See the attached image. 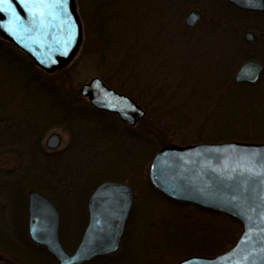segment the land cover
<instances>
[{"label":"trees","instance_id":"16d2710c","mask_svg":"<svg viewBox=\"0 0 264 264\" xmlns=\"http://www.w3.org/2000/svg\"><path fill=\"white\" fill-rule=\"evenodd\" d=\"M85 2H88L87 4L92 8V14L88 20L86 19ZM78 3L81 7L83 21H90L91 25L87 22L84 23L83 54L97 56L101 71L103 66L102 78L105 83L129 94L146 109L145 117L134 127L119 122L118 117L111 114V117L116 119V123H121L126 128L125 132L123 130L119 131L125 133L128 139L132 141V148L139 153L140 159L143 158V161L150 162L158 148L171 142L187 144L230 140L264 141V130H261L264 126V84L262 85L261 81L254 85L238 84L235 83L232 74L227 76V63L235 52L234 45L232 46V43L225 39H230L228 37L230 26L227 25V21V23L218 21L215 17H212L210 20L204 19L201 22L206 28H209L207 32L210 33L213 39L212 44H210L203 37L206 34L204 29L196 32L186 25L183 28H177L174 21L153 25L152 21H168L169 14L174 13L177 6H182V1L178 3V0H78ZM230 7L232 13L239 15V18L246 12L233 5H230ZM230 15L227 16L229 20L232 16ZM263 37L264 30L260 29L256 41L248 43L241 39L240 48L243 50L246 44L255 45L261 42ZM240 51H238L239 54H241ZM244 55L241 54V58ZM65 70L66 68L52 74L45 73L37 68L26 54L10 42L0 38V86L3 91L9 88L16 89L18 86L24 87L25 90H22L23 93L19 96L24 98L26 91V93H33L39 98L31 101L34 102L30 109L33 110L32 114L41 115L43 109H46L45 114L48 116L50 110L56 107V109H52L54 114L57 115L55 117L60 120L63 126L69 128L74 120L86 117V110L99 111L92 108L76 88H73L69 95L61 93L62 89H59L58 86L59 81L54 80V78H64ZM198 77L201 79L199 83L190 81V78L197 79ZM171 79L174 80L171 81ZM210 80H212V83ZM187 84L196 85L194 87L198 90L195 91V94L199 95V98H197L202 99V101L203 99L208 101L210 97H216L214 106L203 109L200 101L196 102L199 108L192 111L189 107L176 104L178 93L175 95L174 92L183 89L182 87ZM210 87L213 88L212 95L209 94ZM192 89L190 87L188 90ZM2 99L3 97L0 96L1 101ZM1 101V142L5 138L8 141L9 137L12 136L15 139L20 138L23 133L15 131V125H11L9 120L13 114L16 116L17 114L8 112L7 104ZM26 104L27 101L22 105L14 104L11 109L18 110L19 106L26 108ZM37 118L28 115L29 122ZM6 120L7 124L11 126L6 124ZM15 123L18 122L15 121ZM37 123H35V126ZM102 126L108 128L111 133L118 130L107 121H103ZM10 129H13V131L9 132ZM182 130H185V132H181ZM41 136L37 137L35 142L32 140V143L24 151L25 157L21 163V168L27 171V183L30 181V177L35 179V183H39L41 177L44 176L43 172L37 170V156H53L58 152H48L44 147ZM9 145L12 146L13 144ZM14 150L21 156L18 149ZM14 150H12L13 153ZM147 169L144 170V178L150 190L167 202L184 206L191 205L172 201L155 190L148 181ZM0 176H3L0 178L12 180L11 176L8 177L5 173L0 174ZM16 180H19V178ZM35 183H28L30 184L29 187L38 189L48 196ZM17 185L18 183H14L13 188H16ZM132 187L135 189L134 186ZM0 191V197L2 194L7 193L5 196L8 198L20 199L12 196L14 190L10 184L1 183ZM7 200L11 203L10 199ZM195 207L199 210L208 211L198 206ZM25 215L26 211L24 212ZM21 216L22 214L17 213L8 220L9 224H0V249L10 252L15 259L20 258V255L24 253L29 255L27 258L29 260L32 258L34 260L42 259L39 264H55V259L47 253L44 247L39 246L41 257H38L30 249L32 242H30L26 230V218L20 224L14 226L21 227L23 232L19 234L15 232L13 221L15 223V220L20 219ZM1 220L4 222V219L0 218V223ZM12 227V231H8V233L4 231L8 228L12 229ZM63 229L65 227L61 216V241H64L62 236H65L63 235ZM195 231L187 233L178 240V243L181 242L182 248L188 244L186 246L187 252H190L188 251L191 248L190 244L194 243V246L190 249L191 252H202L199 245L203 244L201 243L203 241L207 242V239L200 241L203 236L199 233L195 234ZM238 235H234L230 243L226 244V248L216 246L217 249L207 250L205 254H216L226 250L235 242ZM126 236L124 235L117 252L96 257L84 264H125L123 260H127L128 257L127 255L124 256L127 252L124 250ZM148 242H151L152 246L149 245L146 248L148 250L146 254L150 253V257H153L156 254L154 252L159 251L154 250L158 242L157 238L155 236L151 237ZM146 243L147 241L142 242L139 246L141 247ZM213 243L214 241L210 240L209 244L212 245ZM62 244L65 247L64 242ZM30 254L33 256H30ZM143 259L144 254H141L140 257L137 255L135 263L129 264H139ZM158 261L155 259L153 262Z\"/></svg>","mask_w":264,"mask_h":264},{"label":"rangeland","instance_id":"374dc122","mask_svg":"<svg viewBox=\"0 0 264 264\" xmlns=\"http://www.w3.org/2000/svg\"><path fill=\"white\" fill-rule=\"evenodd\" d=\"M181 1L183 2L182 6H177L175 11L173 8L174 13L169 14L168 21H152L153 25L174 21L177 28H183L185 25L183 20L186 13L191 9L198 8L202 13L203 20H210L212 17H215L218 21H227V25L230 26V35L227 34L230 39H225L232 43V46L234 45L235 52L234 55L230 57V60H228L227 76L232 74L234 77L235 71L238 69L239 65L248 58L258 59L264 66V37L261 42L255 45L246 44L243 50L240 48L241 39H243V34L246 30H253L256 36L258 30H264V11H246L239 18V15L232 13L229 3L222 0H178V3ZM76 3L83 25V37L79 51L70 64L65 67L64 78H54V80L57 79L59 81L58 86L60 87L59 89L63 90H61L63 95H69L73 88L79 91V87L82 83L88 81L93 76L102 78L103 75V66L101 71L97 56L93 57L92 55H86V53L83 54L82 49L85 39L84 23H89L90 21H83L78 0H76ZM87 3L85 13L86 19L88 20L92 14V8ZM229 15L231 16L230 20L229 17H227ZM201 22L194 27H188L196 32L200 29H204L206 31V34L203 36L204 39L212 44V36L207 32L209 28H206ZM238 51H240L242 55H245L241 58V54H239ZM173 80L171 79V81ZM190 81L199 83L201 79L200 77L197 79L190 78ZM259 81H261L262 85L264 84V69ZM210 82L212 83V80H210ZM194 86L196 85L187 84L182 87L183 89H178V91L174 92L175 95L178 93L176 104L189 107L192 111L199 108L196 102L200 101L203 109L214 106L216 97H210L208 101L204 99L202 101V99H198L199 95L195 94L198 88ZM190 87L193 89L188 90ZM9 89L3 91V88L0 86V96L3 97L2 101H0L7 104L8 112L17 114L16 116L12 113L13 115L9 120L11 121V125H15L16 129L14 130L23 133V135L17 139L13 136L9 137L8 141H6L5 138L1 142L0 139V151H2L0 152V174L5 173L8 177L11 176L12 179L8 180L9 178H5L7 179L5 180L0 178V182L10 184L14 190L12 191V196L20 199L8 198L5 196L7 193L2 194L0 197V218H3L4 222L1 220L0 224H9L10 222L8 220L17 213L22 214L21 218L17 220V223H21L24 221V218H26V215L24 216L27 202L26 197L28 191L33 188L29 187V185L35 183V179L30 177V181L28 182L30 184H28L27 171L21 168V163L24 161L25 157V149L29 147L32 140L35 142V139L42 134L41 137L44 143L50 133L58 132L62 137V143L56 149V151H58L56 155L37 156V170L43 172L44 176L41 177V182L35 184L45 191L48 197L58 207L65 227V229H63V235L65 236H62L64 240L62 242H64L65 248L69 252H72L77 245L86 225L88 218L86 202L88 196L92 188L105 179L128 182L135 188L134 205L128 217L124 233V235H127L124 249L127 252H125L124 256H128L127 260H123L125 264L135 263V257L137 255L140 257L141 254H144V259L141 260L139 264H175L181 258L189 255L214 256L215 253H205L207 250L217 249L216 246H220V248L224 246V248H226V244L230 243L234 235L239 234L241 229L240 224L230 217H226V215L224 216L209 210H199L195 207L196 205L192 204L184 206L169 201L167 202L157 193L150 190L144 178V170L148 168V163L150 162L143 161V158L140 159L139 153L132 148V141L128 139L125 133L119 131L123 130L125 132L126 128L124 125L122 126L121 123H116V119L111 117V114L102 111L94 112L86 110V117L74 120L70 127L66 128L60 123V120L55 117L57 115L54 114V110L52 109H56V107L50 110L48 116L45 114L46 109H43L41 115H34L32 114L33 110H30L32 104H34V102L32 103L31 101H35L39 98L33 93H26V91L24 93L25 99L19 96L23 93L22 90H25V88L21 86L16 87V89ZM212 90L213 88L210 87V95H212ZM119 92L124 93L122 91ZM84 99L87 101V98L84 97ZM26 101V108L19 106L18 110L11 109L12 105H22ZM144 110L146 115V109L144 108ZM28 115H33L38 118L29 122ZM14 120L18 123H15ZM103 121L113 124L118 130L112 131V133L109 132L110 130L108 131V128L102 126ZM36 122L38 123L35 126ZM7 125L11 126L9 124ZM261 130H264V126H262ZM12 131L13 129L9 130V132ZM1 132L2 129L0 128V133ZM181 132H185V130ZM9 144L13 145L11 146ZM44 147L48 152L51 151L45 144ZM14 149H18L21 156H19ZM12 150H14V153ZM18 178L21 181L16 180ZM121 178L123 180H120ZM14 183H18L16 188H13ZM4 198L10 199L11 203ZM191 231H195V234H202L203 237L200 241L207 239L208 243L203 241L201 242L203 244L199 245L202 252H191L190 249L195 243L190 244L191 248L188 250L190 252L186 251V246L188 244L184 245L182 248L181 242L178 243L179 238L184 237ZM154 236L158 241L154 250L159 251L154 252L156 253L155 256L150 257V253L146 254L148 251L146 248H148L149 245L152 246V243L148 242V240ZM210 240L214 241L212 245L209 244ZM145 241H147V243L140 247L139 245ZM135 253L136 256L134 257ZM155 259L159 261L154 263L153 261ZM34 262L40 263L42 259H35ZM0 264L34 263L30 261L20 262V260L12 259L10 255L0 251Z\"/></svg>","mask_w":264,"mask_h":264},{"label":"water","instance_id":"95a60500","mask_svg":"<svg viewBox=\"0 0 264 264\" xmlns=\"http://www.w3.org/2000/svg\"><path fill=\"white\" fill-rule=\"evenodd\" d=\"M240 8L262 11L264 0H229ZM22 18L23 31L10 34L0 27V37L23 51L41 70L52 73L66 67L82 43L83 25L76 0H69L67 11L73 22V40L64 47L61 19H33L13 0ZM200 20L199 10L185 17L188 26ZM9 14L0 13V24L8 25ZM257 38L252 30L244 33L246 41ZM263 72L257 59L243 62L234 78L236 82L255 84ZM79 92L89 104L120 120L135 125L145 115L144 108L133 98L108 86L102 78L91 77ZM61 144L58 132L46 139V146ZM253 154H257L255 157ZM151 185L174 201L196 204L224 213L242 225L235 244L214 256L189 255L175 264H264V141L200 142L161 147L148 168ZM134 201L132 187L123 181L104 180L96 185L87 201L88 222L72 252L62 246L59 237V210L38 190L28 193V230L31 239L44 245L57 264H81L97 256L115 252L124 234Z\"/></svg>","mask_w":264,"mask_h":264},{"label":"snow or ice","instance_id":"6c2138e0","mask_svg":"<svg viewBox=\"0 0 264 264\" xmlns=\"http://www.w3.org/2000/svg\"><path fill=\"white\" fill-rule=\"evenodd\" d=\"M68 2L69 0H18L19 6L33 19L42 20L44 17L61 19V24L65 29L64 47H67L73 40V22L70 19V13L67 11ZM0 13L9 14L8 25L0 24V27L10 34L15 36L17 31L26 30L21 16L15 11L13 0H0ZM256 155L253 154L254 157Z\"/></svg>","mask_w":264,"mask_h":264},{"label":"flooded vegetation","instance_id":"af4514ba","mask_svg":"<svg viewBox=\"0 0 264 264\" xmlns=\"http://www.w3.org/2000/svg\"><path fill=\"white\" fill-rule=\"evenodd\" d=\"M26 208H27V205H26ZM28 215V214H27ZM17 220L18 219H16L15 220V223H14V221H13V227L14 226H16V225H18V224H20V223H17ZM13 227H12V229H3L6 233H8V231H12L13 230ZM24 229V228H23ZM14 230H15V232H17V234H19L20 232H23L22 231V229H21V227H14ZM26 230L28 231V229L26 228ZM31 242V241H30ZM30 249H32V252L34 251L35 253H36V255H38V257L40 256H42L41 255V251H40V249H39V245H37V244H35V243H33L32 242V244L30 245ZM0 251H2V252H5V253H7L8 255H10V257L13 259V256H12V254L10 253V252H8V251H5V250H2V249H0ZM31 256H33L32 254H30ZM29 257V255L28 254H21L20 255V258H17V259H15V260H20V262H24V261H30V262H32V263H34V264H39V263H35L34 262V259L32 258L31 260H29V259H27Z\"/></svg>","mask_w":264,"mask_h":264},{"label":"bare ground","instance_id":"6f19581e","mask_svg":"<svg viewBox=\"0 0 264 264\" xmlns=\"http://www.w3.org/2000/svg\"><path fill=\"white\" fill-rule=\"evenodd\" d=\"M251 11H255V10H251Z\"/></svg>","mask_w":264,"mask_h":264}]
</instances>
